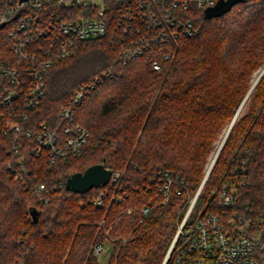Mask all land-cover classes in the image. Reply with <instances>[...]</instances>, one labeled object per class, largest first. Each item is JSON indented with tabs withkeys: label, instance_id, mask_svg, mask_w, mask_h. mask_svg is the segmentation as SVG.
I'll use <instances>...</instances> for the list:
<instances>
[{
	"label": "trees",
	"instance_id": "1",
	"mask_svg": "<svg viewBox=\"0 0 264 264\" xmlns=\"http://www.w3.org/2000/svg\"><path fill=\"white\" fill-rule=\"evenodd\" d=\"M3 12L0 0V16ZM198 21V37H181L161 50L174 49L170 59L161 60V71L152 66V53L124 64L107 40H94L77 42L73 53L47 72L46 95L31 112L30 128L36 132L45 123L57 129L61 109L82 86L95 84L73 122L90 136L81 156L51 163L47 151L33 153L37 133L17 140L0 131V264H103L94 254L97 244L111 246L106 264H163L187 203L175 197L162 204L155 182L168 171L195 195L216 143L251 90L254 75L264 69V0H246L213 19L200 11ZM10 50L11 39L0 30V57H10ZM97 164L118 172V182L86 194L66 189L69 177ZM42 184L46 189L38 193ZM224 185L238 190V208L262 213L264 75L188 224L204 206L224 211L212 194ZM129 208L133 212L126 214Z\"/></svg>",
	"mask_w": 264,
	"mask_h": 264
},
{
	"label": "built area",
	"instance_id": "2",
	"mask_svg": "<svg viewBox=\"0 0 264 264\" xmlns=\"http://www.w3.org/2000/svg\"><path fill=\"white\" fill-rule=\"evenodd\" d=\"M219 0H2L4 12L0 25L12 26L10 57H0V131L15 139L31 138L37 133V156L47 151L51 163L81 156L90 133L73 125L76 110L95 84L82 86L60 113V126L50 130L43 123L34 132L31 112L46 95L47 72L67 59L77 42L107 40L124 63L151 54L150 62L161 71V60L171 51H161L181 37L196 38L202 28L198 14L217 5ZM4 27V28H5ZM159 57H153V55ZM100 80L98 79L97 82ZM20 144H17L18 148ZM120 174L113 172L111 182ZM204 181V180H203ZM109 183V184H110ZM203 183V182H202ZM184 180L162 171L155 182L158 198L167 204L184 199L187 210L166 255L165 264H264V210L256 214L238 208V190L224 185L213 190L224 211H205L188 224L202 191L186 193ZM122 188V187H121ZM44 184L37 192L45 191ZM127 196V195H125ZM41 199L44 197L41 194ZM102 205V200L95 201ZM132 208L126 211L131 214ZM147 215L149 207L142 210ZM105 222L102 223V226ZM108 234V233H107ZM107 251L97 244L96 256Z\"/></svg>",
	"mask_w": 264,
	"mask_h": 264
},
{
	"label": "water",
	"instance_id": "3",
	"mask_svg": "<svg viewBox=\"0 0 264 264\" xmlns=\"http://www.w3.org/2000/svg\"><path fill=\"white\" fill-rule=\"evenodd\" d=\"M22 2H26L28 0H21ZM246 2V0H219V2L217 3L216 6L207 9L205 11V15L208 19H213V18H217V17H221L223 15H225L226 13H228L234 6L244 3ZM5 23L0 25V30L3 29L5 27ZM264 75V69L262 70V72L260 73V75L257 77V79L255 80L251 90L249 91V93L247 94V96L245 97L243 103L241 104L240 108L238 109L230 127L228 128L224 139L222 140L217 153L215 155V157L213 158V161L207 171V174L204 178V181L202 183V189L205 185V183L207 182L213 168L214 165L240 115V112L242 111L244 105L246 104L250 94L252 93L253 89L255 88V86L258 84V82L260 81V79L263 77ZM113 171L111 169L106 168L103 164H97V165H93L91 167H89L84 173L82 172H78L73 174L71 177H69V179L66 182V189L68 191H73L74 193H78V194H86L87 192L91 191L93 188H99L101 186H105L108 185L111 181V177H112ZM35 222H37V218L35 217ZM165 264V263H163Z\"/></svg>",
	"mask_w": 264,
	"mask_h": 264
},
{
	"label": "rangeland",
	"instance_id": "4",
	"mask_svg": "<svg viewBox=\"0 0 264 264\" xmlns=\"http://www.w3.org/2000/svg\"><path fill=\"white\" fill-rule=\"evenodd\" d=\"M11 28H12V26H9V25H8L7 27L1 29V31H4L5 34H6V35L8 34V37H9V32H10ZM260 71H261V70H260ZM260 71H258V73H256V74L254 75L253 80H255V79L258 77ZM224 136H225V134L223 135V137H221V140H220L219 142L216 143L215 150L213 151V153H212L211 156L209 157V160H208V163H207V166H206V173H207V171H208V169H209V167H210V165H211V163H212V161H213V158L215 157V155H216V153H217V150H218V148H219V146H220L222 140L224 139ZM203 180H204V179H203ZM206 209H207V208L204 206L203 210H201V215L205 212ZM179 225H180V223H179ZM178 227H179V226H178ZM177 232H178V231H177ZM108 243H109V242H108ZM172 243H173V242H172ZM171 245H172V244H171ZM106 246H107V251H105L103 254L97 256V257H98V260H99L101 263H103V264L108 263L109 260H110L111 255L113 254V251H112V249H111L110 244H106ZM170 247H171V246H170ZM169 249H170V248H169ZM168 251H169V250H168ZM167 253H168V252H167ZM166 255H167V254H166ZM165 258H166V256H165ZM165 258H164V260H165Z\"/></svg>",
	"mask_w": 264,
	"mask_h": 264
}]
</instances>
